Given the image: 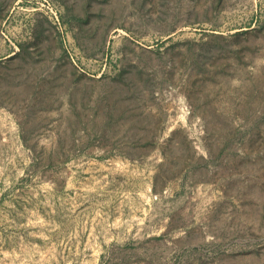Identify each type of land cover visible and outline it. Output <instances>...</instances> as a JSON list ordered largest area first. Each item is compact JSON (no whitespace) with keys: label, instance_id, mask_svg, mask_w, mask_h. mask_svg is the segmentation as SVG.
<instances>
[{"label":"rangeland","instance_id":"1","mask_svg":"<svg viewBox=\"0 0 264 264\" xmlns=\"http://www.w3.org/2000/svg\"><path fill=\"white\" fill-rule=\"evenodd\" d=\"M0 264H264V0H0Z\"/></svg>","mask_w":264,"mask_h":264},{"label":"built area","instance_id":"2","mask_svg":"<svg viewBox=\"0 0 264 264\" xmlns=\"http://www.w3.org/2000/svg\"><path fill=\"white\" fill-rule=\"evenodd\" d=\"M51 12L53 13L55 20H56L57 22H59V21H58V16L56 15V13H55L54 11H52V9H51Z\"/></svg>","mask_w":264,"mask_h":264}]
</instances>
